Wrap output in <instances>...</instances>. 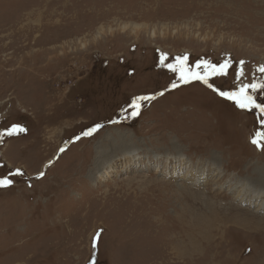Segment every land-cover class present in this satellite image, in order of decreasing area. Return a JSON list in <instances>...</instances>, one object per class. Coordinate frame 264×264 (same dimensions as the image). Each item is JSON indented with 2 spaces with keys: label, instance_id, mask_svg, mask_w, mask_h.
<instances>
[{
  "label": "rangeland",
  "instance_id": "1",
  "mask_svg": "<svg viewBox=\"0 0 264 264\" xmlns=\"http://www.w3.org/2000/svg\"><path fill=\"white\" fill-rule=\"evenodd\" d=\"M261 68L264 0H0V264H264Z\"/></svg>",
  "mask_w": 264,
  "mask_h": 264
},
{
  "label": "bare ground",
  "instance_id": "2",
  "mask_svg": "<svg viewBox=\"0 0 264 264\" xmlns=\"http://www.w3.org/2000/svg\"><path fill=\"white\" fill-rule=\"evenodd\" d=\"M114 139H115V142H114V151L115 152H121L122 154H124V155H131V156H134V157H139L136 153L137 152H139V150H137L136 148H135V143L132 141V139L130 138H127V136H125L124 134H117L115 137H114ZM109 146V145H108ZM128 147H130L131 148V152H127L128 151ZM102 149V148H101ZM100 152H102V150L100 151ZM99 152V153H100ZM105 153V152H104ZM120 153V154H121ZM103 156V155H102ZM140 158V157H139ZM165 159V163L166 164H169L170 163V161H172V159L170 160V158L169 157H165L164 158ZM109 161H110V158L108 159ZM108 160H106V162L104 163V164H106V163H108L107 161ZM177 161V160H176ZM181 161L183 162V160L181 159ZM103 162V161H102ZM102 164V163H101ZM98 165V164H97ZM105 174H107V172H105ZM117 188V187H116ZM245 188V187H244ZM252 190V189H251ZM119 191V190H118ZM245 191V190H244ZM253 191V190H252ZM263 195H264V193H263V191L262 190H258V191H256L255 192V197H257L258 199H260V198H262L263 199ZM110 196V195H109ZM214 200V199H213ZM210 201H212V200H210ZM209 202V201H208ZM215 202H216V200H215ZM210 205V204H209ZM213 205H214V203H213ZM220 207H221V205H220ZM224 207V206H223ZM232 207V206H231ZM183 222H185V221H183ZM185 224V223H184ZM212 224H209V225H207V227H196V228H189V227H187V226H180V227H178V226H176V229L174 230V231H176V234L178 235V234H180L181 232L183 233L185 230H187L188 231V236L189 237H191V238H193V239H195V240H192L191 242H193L194 243V245H197L198 246V244L200 243V241H201V239H202V233H204V231H205V228H207V230H209V228H212ZM213 228H216V226H214ZM169 229V228H168ZM174 231H173V233H171L173 236L172 237H176V235L174 234ZM170 242H171V240H170ZM192 243V244H193ZM171 249V248H170ZM173 249V248H172ZM196 249V248H195ZM173 250H175V252H176V248H175V246H174V249ZM174 252V253H175ZM169 253H170V251H169ZM173 254V253H172ZM176 254H178L177 252H176ZM175 255V254H174ZM179 255V254H178ZM172 259H174V258H172Z\"/></svg>",
  "mask_w": 264,
  "mask_h": 264
},
{
  "label": "snow or ice",
  "instance_id": "3",
  "mask_svg": "<svg viewBox=\"0 0 264 264\" xmlns=\"http://www.w3.org/2000/svg\"><path fill=\"white\" fill-rule=\"evenodd\" d=\"M197 67H200L199 65H197ZM208 67H211L213 69V72L216 73L217 70L215 68V66H211L209 65ZM228 68V64L225 63L224 65H222L219 69V72L217 74H226V69ZM173 71H176L175 68L172 69ZM261 72H264V68L260 69ZM194 78L195 79H205L206 82V77H201L199 73H195L194 74ZM181 80H183L185 83H187V79L185 78V74L182 71L181 72ZM173 87H175V85H173ZM248 86L242 87L239 91V93H233V94H225V93H220L222 96H226L227 99L229 100H236V102L238 103L239 107L241 108H246L249 106L250 103H254L251 101V97L247 96V89ZM251 87H253L255 89V85H252ZM238 97H243L245 100L248 101V103H244L241 102ZM141 99L147 100V99H151L150 97H142ZM140 107L139 103L136 104V108L138 109ZM258 107V106H257ZM262 112H264V109H261ZM135 114V113H134ZM21 131H23V129H21ZM11 135V133H9ZM91 133H89L90 135ZM264 138V133H258L257 134V138L253 139L252 143L254 145H257L258 147H260V139ZM262 150H264V148H262ZM21 173L17 172V175H20ZM43 175V173H41V176ZM13 181L9 180V179H3L0 180V188H7L10 187L12 185ZM95 247V244H94Z\"/></svg>",
  "mask_w": 264,
  "mask_h": 264
}]
</instances>
